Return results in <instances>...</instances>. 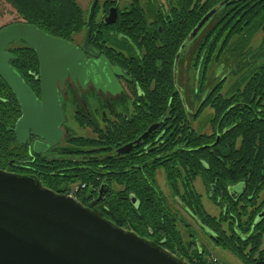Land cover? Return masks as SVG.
Wrapping results in <instances>:
<instances>
[{"label": "trees", "instance_id": "16d2710c", "mask_svg": "<svg viewBox=\"0 0 264 264\" xmlns=\"http://www.w3.org/2000/svg\"><path fill=\"white\" fill-rule=\"evenodd\" d=\"M4 1L21 20L48 34L69 40L84 30L85 13L77 0ZM181 1L182 10L173 11L175 27L167 28L169 42L171 32H175V44H168V49L162 50L160 46L146 52L135 70L145 97L136 107L134 136L154 121L165 122L160 123L159 129L166 126L164 145L158 149L167 153L166 159L160 157L147 163V167L142 166L149 178L136 166L133 169L129 166L132 159L134 164L140 163L141 157L136 161L130 153L110 158L97 154L132 139V124L127 122H109L105 129L98 130L96 124L75 116L81 127L89 126L96 134L70 136L66 142L74 149L65 144L54 158L28 150L8 129L14 126L21 111L1 77L0 169L34 173L42 185L61 194H68L76 184L75 197L105 219L162 246L179 259L191 264H210L202 245L198 248L193 238L183 239L178 228L179 215L171 209L154 180L152 171L162 168L173 195L211 231L210 237L216 245L231 251L243 264H264L261 246L264 218L255 221L264 208V121L260 119L264 118V0ZM219 3L222 5L200 35L196 59H201L204 80L216 49V62L228 67L234 81L224 93L220 91L223 82L220 81L208 94L204 105L210 104L214 110L213 132L197 134L186 124L187 114L176 91L172 62L189 31ZM180 23L182 28L178 27ZM16 42L17 45L13 42L7 48L14 55L9 63L27 80L30 72L37 71V57L31 47L20 40ZM216 134L219 139L213 144ZM180 143L185 146H179ZM106 144L109 147L100 148ZM71 153H85L89 159L82 164L72 155L64 156ZM21 163L26 167H20ZM100 169L106 170L103 175L108 179H103ZM197 175L208 187L210 198L215 203H224L217 217L208 214L201 205L200 195L192 185ZM102 181L108 184V192L98 200L97 188ZM235 183H241L240 193L228 191V186Z\"/></svg>", "mask_w": 264, "mask_h": 264}, {"label": "water", "instance_id": "95a60500", "mask_svg": "<svg viewBox=\"0 0 264 264\" xmlns=\"http://www.w3.org/2000/svg\"><path fill=\"white\" fill-rule=\"evenodd\" d=\"M225 1V0H224ZM93 0L81 47L51 35L32 23L17 20L0 27V77L11 89L21 115L11 129L19 143L29 132L44 142L34 141L42 152L60 140L64 120L56 82L66 77L80 82L91 60L88 48ZM222 3L212 7L196 24L185 42L194 38ZM17 40L31 47L39 63L40 96H36L9 60L7 48ZM91 76V75H89ZM156 124L135 140L118 147L115 155L129 151L146 137ZM264 216V212L256 217ZM255 217V219H256ZM0 264H191L162 246L150 242L105 219L84 206L76 197L58 193L34 176L0 169Z\"/></svg>", "mask_w": 264, "mask_h": 264}, {"label": "flooded vegetation", "instance_id": "af4514ba", "mask_svg": "<svg viewBox=\"0 0 264 264\" xmlns=\"http://www.w3.org/2000/svg\"><path fill=\"white\" fill-rule=\"evenodd\" d=\"M92 1L93 0L89 1L87 7H82L85 13V27L82 34L75 35L68 40L77 47H81L84 40L85 31L88 26L87 18L89 14V8ZM175 9L180 11L182 10L181 0H97L91 18L90 33L88 37V48L95 51L96 54L92 55L90 51L83 50L86 61L89 59L91 60L89 63V68H85V77L81 82L77 79L72 80L70 77H66L64 79L63 85H61L59 81L56 82V88L64 116V120L60 125L63 131L62 137L58 143L48 146L42 152L34 151L32 145L34 141L44 142V140L30 132L27 141L21 144L27 145L28 150L30 149L35 153H45L51 158H54L58 155L60 150H62L65 144H67L66 139H68L70 136H94L96 134L89 126L81 127L75 120V116H80L81 118L96 124L98 126V130L105 129L104 127L109 122H119L120 124L121 122H127L128 124H132V139L115 145L108 151H99L97 154L102 158H110L113 155L122 156L130 153L136 161H138V157H141L143 160H141L140 163L134 164L132 159V164L129 166L132 167V169L134 166H136V169L139 170L141 174H144L146 179L149 178L150 176L147 177V175H145V171L142 166L147 167V163L160 157H163L162 160L166 159L165 155L167 153L165 154L158 152L159 147L164 145L163 141L166 133V126L165 128L159 129L160 123L165 122L163 119L160 121H154L138 135L134 136L136 107L139 104V101L145 97L144 90L135 74V70L141 65L146 52L155 50L160 46L163 47L162 50L168 49V44H170V46L175 44V32H171V40L169 42L167 30L168 25L175 27L173 14ZM211 18L205 23V25L200 29L194 38L188 42H185L187 36L196 25L189 31L186 38L179 45L172 62L173 80L176 84V91L179 92L184 106V111L187 114L186 124L190 130L196 132L197 134H211L213 132L211 121L214 118V110L210 104L204 105L208 94L220 81H223L221 84L222 88L220 89L221 93H224L232 84V81H234V77L229 74L228 67H226L223 62H216V49L213 51L212 60L206 67L205 79L202 80L203 65L201 59H196V56L199 54L200 35ZM173 27L171 29H173ZM178 27L182 28V24H178ZM199 64H201L198 71L199 74L193 77L190 74L188 77L187 72L192 68L197 71ZM215 64H222L224 70L218 76H214V81L211 83V68L212 65ZM25 81L30 85L36 96L39 97V63L37 71L30 72L28 79ZM201 81L202 84H200ZM226 81L227 85H224ZM201 86L203 87L202 91H200ZM170 97H173V93ZM206 108L209 110V116L207 118L208 122L204 121L203 124H201L202 126L199 125L197 127L196 123L193 124V122L198 119L200 114L203 113ZM258 112H261V109H258ZM69 117H71L74 123L77 125L79 128L78 130H74L67 124V122L70 120ZM260 119L264 121V118L260 117ZM152 124H156L155 127L146 137L142 138L138 144L133 145L129 151L123 154L115 155V151L118 147L135 140ZM86 130L88 133H85ZM148 137H151L150 140H147ZM218 139L219 135L216 134L213 144L216 143ZM178 145L184 147L185 143H180ZM70 146L71 145L67 144V148L73 150L74 148ZM107 147L109 146L106 144L100 148L103 149ZM187 149H191V147H188ZM66 155H72L74 159L77 160V162H83L82 164H85V162L89 159L85 153L64 154V156ZM93 155L95 154H92L91 156ZM9 163H11V161ZM19 166L26 167L23 163H21ZM101 166H103V164H101ZM105 171L106 170L103 169L99 170V173L102 174L104 180L108 179V176L103 175ZM152 172L154 174V180L158 188L167 198L169 204L170 201L168 195L161 189L158 183L157 177L160 174H162L164 177L167 190H169L170 197H172L173 201L177 203L178 207H181L190 216V218L195 221L196 224L203 227L199 221L191 215L190 211L181 202L178 196L173 195L166 182L163 169L156 168ZM20 174L34 175V173L31 172H22ZM197 177H200V180L204 185L205 193L210 198L209 189L200 175H197L194 178L192 185L195 191L200 195L201 205L204 209L201 200V194L194 186V181ZM231 186L232 185L228 186V191L230 193H240L242 191V187L239 191H236L231 190ZM107 192L108 184L105 181H102L97 188V199L99 200ZM210 200L215 203L211 198ZM219 205L221 206V212L225 206L224 203ZM170 207L179 215L178 209L174 208L171 204ZM262 212H264V208H262L258 214ZM178 217L180 218L179 223L182 224V226H188L189 229H192L188 223H184L183 218L180 216ZM261 218H264V216H261L259 219ZM195 238L196 237L193 238L195 240V245H198L197 247L201 248V245L197 244Z\"/></svg>", "mask_w": 264, "mask_h": 264}, {"label": "rangeland", "instance_id": "374dc122", "mask_svg": "<svg viewBox=\"0 0 264 264\" xmlns=\"http://www.w3.org/2000/svg\"><path fill=\"white\" fill-rule=\"evenodd\" d=\"M78 3L81 5V7L85 8L87 7L88 3L90 0H77ZM21 20V18L17 15L15 10L11 5L6 3L4 0H0V27L3 25H6L8 23ZM14 45H17L18 43L14 41ZM201 64H199V67L197 71L194 70V68L190 69L187 72V76L189 77L190 74L193 76H197L199 73V68ZM224 68L222 64L218 65H212L211 68V83H213L214 76H218L223 72ZM224 85H227V81L224 83ZM208 116H209V110L207 108L203 111V113L200 114L197 120L193 122L196 123V126L198 127L199 125L203 124L204 121L208 122ZM70 120L67 122V124L72 127L74 130H78L79 128L77 125L74 123L71 117H69ZM202 126V125H201ZM199 129V128H197ZM85 133H88L87 130ZM158 183L161 187V189L168 195L170 204L178 209L179 216L184 219V223H188L189 226L192 227V229H189L188 226H182V224H178V227L180 228L179 230L181 231L182 237L184 240L186 239H191L196 237L197 244H200L204 247V249L208 252L209 258H215L216 261L220 262L221 264H243L231 251L224 249L218 245H216L213 240L210 237L211 231L199 226L198 224L193 221V219L190 218V216L181 208L178 207L177 203H175L170 197L169 190H167V185L165 183L164 177L162 174H160L158 177ZM194 186L196 190L201 194V200L202 204L204 206V209L211 215L218 216L221 210V206L219 204L213 203L210 198L206 195L204 185L202 181L200 180V177H197L196 180L194 181ZM77 185H72L70 188V191L74 190ZM242 185L241 183H235L230 187L231 190H236L239 191L241 189ZM75 197V195L73 196ZM259 218L256 217L255 221H257ZM224 228L226 229V225L224 224ZM193 232V233H191ZM198 246V245H197ZM261 246L264 247V236H262V243ZM185 261V260H184Z\"/></svg>", "mask_w": 264, "mask_h": 264}, {"label": "built area", "instance_id": "2783aa9c", "mask_svg": "<svg viewBox=\"0 0 264 264\" xmlns=\"http://www.w3.org/2000/svg\"><path fill=\"white\" fill-rule=\"evenodd\" d=\"M81 187H83V185H81ZM78 187L74 188V190L70 191L68 195L70 196H74L76 191H77ZM210 264H221L220 262L216 261L215 258H210Z\"/></svg>", "mask_w": 264, "mask_h": 264}]
</instances>
